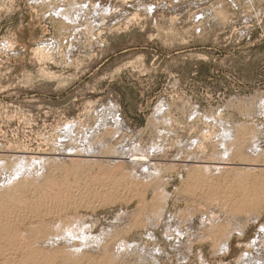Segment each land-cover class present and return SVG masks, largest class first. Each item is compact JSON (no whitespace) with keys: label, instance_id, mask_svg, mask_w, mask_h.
<instances>
[{"label":"rangeland","instance_id":"rangeland-1","mask_svg":"<svg viewBox=\"0 0 264 264\" xmlns=\"http://www.w3.org/2000/svg\"><path fill=\"white\" fill-rule=\"evenodd\" d=\"M73 162L84 167L73 175L98 182L91 209L22 202L10 215L17 242L59 255L45 264L261 257L264 0H0V194L22 176L31 189L57 182ZM245 170L253 202L236 187ZM31 191L22 199L36 203L43 191ZM0 239V264L20 263Z\"/></svg>","mask_w":264,"mask_h":264},{"label":"bare ground","instance_id":"bare-ground-1","mask_svg":"<svg viewBox=\"0 0 264 264\" xmlns=\"http://www.w3.org/2000/svg\"><path fill=\"white\" fill-rule=\"evenodd\" d=\"M257 150H259V149H257ZM237 151V150H236ZM209 154H211V153H209ZM216 154V152L214 153V155ZM213 155V154H212ZM131 156V155H130ZM244 157H246V158H244V161L247 163V161H248V159H247V155L245 156V154L243 155ZM249 156V155H248ZM258 155H256V157H257ZM240 157V156H239ZM128 158V157H127ZM214 158H216V156L214 157ZM241 159L243 158V157H240ZM78 159V158H77ZM131 159H133V160H135L136 161V159H144V158H142V157H137L136 155L135 156H133ZM130 159V160H131ZM252 159V158H251ZM129 160V159H128ZM128 160H125V161H127V162H129ZM243 160V159H242ZM84 161V160H83ZM139 161V160H138ZM141 161V160H140ZM221 161V160H220ZM256 161V160H255ZM258 161V160H257ZM77 162V161H76ZM119 162V161H118ZM122 162V161H121ZM132 162L133 161H131V164H132ZM217 162V161H216ZM72 163V162H71ZM74 163V162H73ZM116 163V162H115ZM190 163H192V162H190ZM204 163V162H203ZM220 163V162H219ZM76 164V165H75ZM79 163H74V164H72V166H68V167H70V168H64V169H61L62 171H63V177L62 178H60V180L58 179V181L57 182H55L54 181V179L53 178H51V177H44L43 178V180H44V182H43V184H41L42 186H37L36 188H30L29 186V183H28V181L29 180H26V179H22L23 178V176H22V178H20V180H18V181H15L14 180V176H16V174H18L17 172H14L13 174H10L11 175V178L13 177V182H11V185H10V187H8L7 188V190L5 191V192H3L2 194H0V236H3V240H5V241H7V243L9 244V245H11V246H13V247H16V250L14 251V252H16V255L18 254V253H20V259L22 260L19 264H45V261H49V260H53L54 259V256H59V255H57L56 253H54V251L53 252H50V253H52V254H54L53 256H48V254H46V253H44L43 252V250L41 249V248H39L40 246L38 245V244H36L35 243V239H30V242L29 243H27V242H25V241H23L22 242V239H20L19 240V242H17L16 241V238H15V236H16V233L19 235V232H16L15 233V230L16 229H14L13 228V226L11 225L12 224V217L10 216V215H14V213L16 214V213H18V212H20L21 211V208L19 207V204L21 205V203L22 202H24V208L26 207V209H37V207H38V205H40V203L42 202H48V203H52L53 205H56V207H58V208H60L61 210H62V212H63V210L65 211V209L67 208V207H71V209H78V208H81L82 207V209L83 208H90L91 207V204H92V202H93V200H94V197L96 196V194H95V192L97 191H95L94 190V188L92 187L93 186V184L94 183H98L97 181L96 182H91V179L89 180V179H86V178H84L83 176H78L79 175V172H80V169H82L81 168V164H79ZM86 164V163H85ZM92 164V163H91ZM117 164V163H116ZM115 164V165H116ZM136 164H137V162H136ZM199 164V163H198ZM204 164H206V163H204ZM243 164V163H242ZM249 164V163H248ZM65 165V164H64ZM81 165V166H80ZM114 165V164H113ZM185 165H187V164H185ZM190 165H192V164H190ZM209 165V164H208ZM214 165V164H213ZM117 166V165H116ZM171 166V165H170ZM174 166V165H173ZM204 166V165H203ZM250 166V165H249ZM252 166V165H251ZM83 167V166H82ZM110 167V166H109ZM121 167V166H120ZM120 167H119V169L117 168L116 170L118 171V170H120ZM197 167H198V165H197ZM235 167V166H234ZM173 168V167H172ZM200 168V167H199ZM222 168V167H221ZM236 168V167H235ZM53 169H55V168H53ZM60 169V168H59ZM83 169H84V167H83ZM190 169V168H189ZM192 169V168H191ZM195 169H197V168H195ZM194 169V170H195ZM217 169V168H216ZM223 169V168H222ZM248 169V168H247ZM251 169V168H250ZM141 170V169H140ZM206 170V169H205ZM60 171V170H59ZM103 171V170H102ZM129 171V170H128ZM133 171V170H132ZM189 171V170H188ZM198 171H200V170H198ZM53 172V171H52ZM76 172H78V175H73V173H76ZM111 172V171H110ZM122 172V171H121ZM142 172V171H141ZM193 170L191 171V174L189 173V175L188 176H190L191 175V177H192V179H195V178H193V176H196L197 175V173H196V171H194L193 173ZM205 172V171H204ZM208 172V171H207ZM219 172V171H218ZM232 172V171H231ZM230 172V173H231ZM249 172V171H248ZM248 172H246V170L244 171V175H243V173H241L242 174V176L244 177H242V179L241 180H239V181H237V183H238V185L237 184H235V186L237 187V189H241V190H244L243 192L244 193H247V194H249L253 189H254V187L252 186V185H249V184H247V183H245L244 181L245 180H243V179H246L247 178V180H246V182H248V180H249V173ZM203 173V172H202ZM216 173V172H215ZM237 173H239V172H236V174ZM248 173V174H247ZM252 173H253V171H252ZM82 174V173H81ZM125 174V173H124ZM196 174V175H195ZM201 174V173H200ZM227 174V173H226ZM229 174V173H228ZM240 174V173H239ZM48 175V174H47ZM69 175H73L71 178L69 177ZM101 175H103V174H101ZM119 175V174H118ZM131 175H132V173H131ZM203 175V174H202ZM205 175V174H204ZM212 175H213V173H212ZM217 175V174H216ZM234 175V174H233ZM28 176V175H27ZM105 176V175H104ZM114 176V175H113ZM113 176H111V177H113ZM209 176V175H208ZM236 176V175H235ZM9 177V176H8ZM26 177V176H25ZM24 177V178H25ZM28 177H31V176H28ZM93 177V176H92ZM123 177H124V175H123ZM201 177V176H200ZM205 177H207V174H206V176ZM224 177V176H223ZM237 179H239V176L237 175ZM89 178V177H88ZM97 178H99V177H97ZM104 178V177H103ZM106 178V177H105ZM109 178V177H108ZM122 178V177H121ZM130 178V177H129ZM208 178V177H207ZM234 178V177H233ZM241 178V177H240ZM16 179V178H15ZM40 179V178H39ZM93 179H95V178H93ZM102 179V178H101ZM115 179V178H114ZM127 179V178H126ZM133 179V178H132ZM138 179V178H137ZM137 179H135V180H137ZM201 179V178H200ZM213 179V178H212ZM221 179V178H220ZM222 179H224V178H222ZM264 179V178H263ZM30 180H32L31 178H30ZM117 180V179H116ZM189 181H190V179H188ZM202 180H205V178H203ZM201 180V181H202ZM210 180V179H209ZM225 180V179H224ZM223 180V181H224ZM11 181H12V179H11ZM33 182L32 183H34L35 184V181L34 180H32ZM37 181V180H36ZM104 181V180H103ZM110 181H112V180H110ZM114 181V180H113ZM112 181V182H113ZM130 181H132V180H130ZM139 181V180H138ZM141 181V180H140ZM139 181V182H140ZM182 181H184V180H182ZM193 181H196V180H193ZM198 181H200L199 179H198ZM250 181V180H249ZM115 182V181H114ZM117 182V181H116ZM126 182V181H125ZM124 182V183H125ZM142 182V181H141ZM203 182V181H202ZM212 182V181H211ZM226 182V181H225ZM225 182L224 183H222V184H225ZM123 183V182H122ZM123 183V184H124ZM144 183V182H143ZM197 183V182H196ZM195 183V184H196ZM214 183V182H213ZM218 183V182H217ZM116 184V183H115ZM130 184V183H129ZM133 184V183H132ZM259 184H261V183H259ZM9 185V184H8ZM95 185V184H94ZM141 185V184H140ZM146 185V184H145ZM185 185V184H184ZM197 185H199V187L200 186H202V188H203V186H204V183H199L198 182V184ZM206 185H208V184H206ZM205 185V186H206ZM221 183H219V186L218 187H215L216 189V191L218 192L219 191V189H224V187L221 185ZM230 184H227V186H229ZM232 187H230V188H233V185H234V183L232 182ZM254 185V184H253ZM256 185V184H255ZM36 185H34L33 187H35ZM97 186V185H96ZM100 186V185H99ZM104 186V185H103ZM108 186V185H107ZM150 186V185H149ZM204 186V187H205ZM211 186V185H210ZM234 186V187H235ZM100 187H102V185L100 186ZM99 187V188H100ZM105 187V186H104ZM109 187H111V186H109ZM122 187V186H121ZM188 187V186H187ZM192 187V186H191ZM195 187V186H194ZM253 187V189H251ZM148 188V187H147ZM190 188V187H189ZM202 188H200V189H202ZM208 188V187H207ZM206 188V189H207ZM210 188V187H209ZM227 188V187H226ZM230 188H228L229 190V192H232V191H230ZM6 189V188H5ZM117 189V188H116ZM133 189V188H132ZM258 189V188H257ZM256 188H255V190H257ZM32 190V191H31ZM103 190V189H102ZM106 190V189H105ZM127 190V189H126ZM129 190H131V189H129ZM185 190H187V189H185ZM191 190V189H190ZM198 190V189H197ZM210 190V189H209ZM213 189H211V191H212ZM231 190H234V189H231ZM254 190V192L256 193V192H258V191H255ZM260 190V189H259ZM262 190H264V189H262ZM29 191H31V193L32 192H37V193H39V192H42L41 194H39L40 196L38 197L39 199V201L37 200L36 201V203H35V201L32 199V201L31 200H29V202L28 201H25V199H22V198H24V197H26L27 195H28V193H29ZM108 191V190H107ZM109 191H110V189H109ZM117 191V190H116ZM154 192H155V190H153ZM152 191V192H153ZM188 191V190H187ZM222 191V190H221ZM226 189H224V193H226V195H228L229 194V196L228 197H230V194H233V193H228L227 194V192L228 191H226ZM235 191H237L236 189H235ZM120 192V191H119ZM123 192V191H122ZM125 192V191H124ZM140 192V191H139ZM222 192V193H223ZM239 191H237L236 193H238ZM242 192V193H243ZM253 192V195L255 196V195H257V194H255ZM133 193V192H132ZM137 193V192H136ZM157 193V192H156ZM201 193V192H200ZM209 193V192H208ZM214 193V192H213ZM222 193H220L221 195H222ZM235 193V192H234ZM259 193V192H258ZM261 193V192H260ZM134 194V193H133ZM240 194V193H239ZM246 194V195H247ZM25 195V196H24ZM119 195V194H118ZM137 195V194H136ZM157 195V194H156ZM187 195H189V194H187ZM220 195V196H221ZM225 194H223V196H224ZM236 195V194H235ZM234 195V196H235ZM241 195V194H240ZM240 195H238L239 197H240ZM245 195V194H244ZM249 195H251V194H249ZM249 195H247V196H249ZM36 196V195H35ZM134 196V195H133ZM144 196V195H143ZM153 196V195H152ZM158 196V195H157ZM205 196V195H204ZM233 195H232V197H234ZM252 196V195H251ZM250 196V197H251ZM254 196H252L251 197V199L254 197ZM258 196V195H257ZM257 196H255V199L257 198ZM28 197V196H27ZM222 197V196H221ZM221 197H219V198H221ZM226 197V196H225ZM242 197H245V196H242ZM96 198V197H95ZM117 198V197H116ZM123 198V197H122ZM144 198L145 197H143V200H144ZM209 198V197H208ZM217 199H218V197H216ZM241 198V197H240ZM239 198V199H240ZM246 198H248V197H246ZM100 199V198H99ZM115 199V198H114ZM222 199V198H221ZM224 199V198H223ZM228 199V198H227ZM233 199H235V198H233ZM248 199H250V198H248ZM258 199V198H257ZM124 200V199H123ZM128 200V199H127ZM132 200V199H131ZM209 200V199H208ZM230 201H231V198L229 199ZM228 200V201H229ZM246 201V199H244L243 198V202L244 203H240L241 204V206H242V204L244 205L245 204V201ZM264 200V199H263ZM104 201V200H103ZM139 201V200H138ZM242 201V200H241ZM240 201V202H241ZM248 201V200H247ZM246 201V202H247ZM250 201V200H249ZM252 202L254 201L253 199L251 200ZM44 202V204H46ZM96 202V201H95ZM153 202H154V200H153ZM223 202V201H222ZM225 202H226V199H225ZM236 202H239L237 199H236ZM257 202V201H256ZM256 202H254V204L253 205H255V203ZM258 202H261V201H258ZM94 203V202H93ZM105 203V202H104ZM152 203V202H151ZM205 203V202H204ZM247 203H250V202H247ZM246 203V204H247ZM44 204H42V207H43V205ZM112 204V203H111ZM230 204H232V202L230 203ZM236 203H234V205H235ZM239 204V203H238ZM239 204V205H240ZM252 204V203H251ZM257 204V203H256ZM262 204V203H261ZM49 205V204H48ZM51 205V204H50ZM233 205V204H232ZM250 205V204H249ZM248 204L246 205V206H249ZM259 205V204H258ZM257 205V206H258ZM90 206V207H89ZM95 206V205H94ZM137 206V205H136ZM154 206V205H153ZM237 206V205H236ZM245 206V205H244ZM251 206V205H250ZM48 207V206H47ZM50 207V206H49ZM53 207H55V206H53ZM139 207V206H138ZM145 207V206H144ZM202 207V206H201ZM254 207V206H253ZM18 208H20V210L18 209ZM23 208V207H22ZM44 208V207H43ZM51 208H52V205H51ZM57 208V209H58ZM143 208V207H142ZM147 208V207H146ZM162 208V207H161ZM246 208V207H245ZM29 209V210H30ZM39 209H41V208H39ZM45 209V208H44ZM48 209V208H47ZM54 209V208H53ZM91 209V208H90ZM140 209V208H139ZM153 209V208H152ZM18 210V211H17ZM50 210V209H49ZM239 210V209H238ZM241 210V209H240ZM256 210V209H255ZM16 211V212H15ZM32 211H34V210H32ZM46 211V210H45ZM86 211V210H85ZM88 211V210H87ZM158 211V210H157ZM162 211V210H161ZM243 211V210H242ZM22 212H23V210H22ZM29 212V211H28ZM54 212H56V210L54 211ZM159 212V211H158ZM31 213V212H30ZM34 213V212H33ZM41 213H42V211H41ZM45 213V212H44ZM57 213H59V212H57ZM76 213V212H75ZM161 213V212H160ZM21 214V213H20ZM23 214H24V212H23ZM47 214V213H46ZM50 214V213H49ZM49 214H48V216H49ZM30 215H32V214H30ZM56 215V214H55ZM136 215V214H135ZM140 215V214H139ZM155 215H158V214H155ZM15 217L16 216H18V215H14ZM34 217V216H33ZM33 217H32V219H33ZM259 216H257V218H258ZM37 218V217H36ZM47 218V217H46ZM50 218V217H49ZM60 218V217H59ZM64 218H66V217H64ZM257 218H255V219H257ZM35 219V218H34ZM33 219V220H34ZM40 219H42V218H40ZM54 219V218H53ZM63 219V218H62ZM70 219V218H69ZM64 220H66V219H64ZM134 220V219H133ZM141 221V220H140ZM17 222V221H16ZM66 222V221H65ZM65 222H63L64 224H62L64 227H65ZM135 222V221H134ZM261 222V221H260ZM33 223V222H32ZM42 223H43V221H42ZM48 223H49V221H48ZM84 223V222H83ZM255 223V222H254ZM253 223V224H254ZM257 223V222H256ZM17 224V223H16ZM68 224V223H67ZM66 224V228L70 225L71 226V224H68L67 225ZM144 224V223H143ZM146 224V223H145ZM21 225V224H20ZM39 225H40V223H39ZM62 225H60V227H59V230H62V228H64V227H62ZM131 225V224H130ZM17 226H19V225H17ZM34 227H35V225H33ZM68 227L69 229L70 228H72V227ZM90 226V225H89ZM37 227H39V226H37ZM50 227V226H49ZM130 227V226H129ZM53 228H55V227H53ZM61 228V229H60ZM65 228V229H66ZM75 228V227H74ZM223 228V227H222ZM18 229H19V227H18ZM66 230L67 232L69 231V232H71V229L70 230ZM80 229V228H79ZM25 230V229H24ZM38 230V229H37ZM53 230V229H52ZM17 231V230H16ZM26 231V230H25ZM33 231H35V230H33ZM45 231H47L46 229H45ZM65 231V230H64ZM63 231V232H64ZM65 231V232H66ZM168 231V230H167ZM242 231V230H241ZM245 231V230H244ZM252 231V230H251ZM21 232V231H20ZM27 232V231H26ZM62 232V231H61ZM61 232L59 231V233H60V235H63V234H65L64 236H67V237H71V235H73L72 233H71V235L69 234V232L68 233H63V234H61ZM73 232V231H72ZM76 232H77V230H76ZM47 233V232H46ZM45 233V234H46ZM222 233V232H221ZM221 233H219V234H221ZM238 233L239 234H241V232L240 231H238ZM10 234V235H9ZM37 234V233H36ZM41 234H43V233H41ZM40 234V235H41ZM50 234V233H49ZM67 234V235H66ZM69 234V235H68ZM76 234V233H75ZM149 234V233H148ZM218 234V235H219ZM257 234L258 235H261V236H263L264 235V223L263 224H260L259 225V227H258V232H257ZM17 235V236H18ZM20 235H22V234H20ZM37 235H39V234H37ZM57 235V234H56ZM214 235V234H213ZM222 235H223V233H222ZM24 236H25V234H24ZM74 236H76V235H74ZM150 236H151V234H150ZM223 236H225L226 237V234L225 235H223ZM260 236V237H261ZM28 237V236H27ZM62 237V236H61ZM73 237V236H72ZM71 237V238H72ZM90 237V236H89ZM148 237V236H147ZM229 237V236H228ZM258 237V236H257ZM256 237V238H257ZM259 237V238H260ZM18 238V237H17ZM31 238H34V237H31ZM63 238V237H62ZM65 238V237H64ZM149 238H151L152 239V237H149ZM220 238V237H219ZM255 238V239H256ZM27 239V238H26ZM40 239H42V238H40ZM251 239V238H250ZM255 239H252V240H250L246 245L247 246H253L254 244H255V241L257 240H255ZM1 240V239H0ZM243 240H245V239H243ZM38 240H36V242H37ZM15 242V243H14ZM113 242V241H112ZM216 242V241H215ZM243 242V241H242ZM32 243H35L36 245H38V248H36V247H34L33 246V244ZM119 243V242H118ZM120 243H122V242H120ZM221 243V242H220ZM219 243V245H217V246H220L218 249H222V247H224L223 248V252H225L226 253V251H228L229 249H228V241H226L225 242V240H224V243H223V241H222V243L220 244ZM136 244V243H135ZM134 244V245H135ZM7 245V244H6ZM8 245V246H9ZM65 245V244H64ZM66 245H68L67 243H66ZM44 246V245H43ZM106 246H107V244H106ZM124 246H125V244H124ZM123 246V247H124ZM240 246V245H239ZM112 247V246H111ZM244 247V246H243ZM44 248V247H43ZM59 248V247H58ZM83 248V247H82ZM86 248V247H85ZM113 248V247H112ZM138 248H140V247H138ZM143 248V247H142ZM5 249V248H4ZM11 249V248H10ZM13 249H15V248H13ZM104 250H105V247L103 248ZM110 249V248H109ZM121 249V248H120ZM128 249V248H127ZM144 249V248H143ZM159 249V248H158ZM220 249V250H221ZM76 250V249H75ZM103 250V251H104ZM146 250V249H145ZM147 250H149V249H147ZM4 251V250H3ZM2 251V252H3ZM9 251V250H8ZM13 251H11V253H13ZM151 251V250H150ZM5 252H6V250H5ZM55 252H57V250H55ZM58 252H59V250H58ZM140 252H143V250L142 251H140ZM222 252V253H223ZM240 252V251H239ZM9 253V252H8ZM78 253H80V252H78ZM121 253H124V252H121ZM146 255H147V253H146V251L144 252ZM149 253V252H148ZM160 253H161V251H160ZM264 253V252H263ZM6 254H7V252H6ZM6 254L4 253V255L6 256ZM59 254V253H58ZM105 254V253H104ZM110 254V253H109ZM118 254V253H117ZM131 254V253H130ZM136 254V253H135ZM179 254V253H178ZM13 255H14V253H13ZM93 255V254H92ZM103 255V254H102ZM125 255V254H124ZM142 255L144 256V254L142 253ZM145 255V258L147 257ZM149 255V254H148ZM153 255V254H152ZM151 254H150V256H152ZM183 255V254H182ZM181 254H179V256H182ZM2 256V258H4V256H3V254L1 255ZM7 256H9V257H12V256H10V255H7ZM85 256V255H84ZM87 256V255H86ZM85 256V257H86ZM178 256V257H179ZM184 256V255H183ZM181 257V259L183 258V260H185L184 259V257H186L187 255H185L184 257ZM8 257V258H9ZM100 257H102V256H100ZM112 257V256H111ZM114 257V256H113ZM119 257V256H118ZM125 257V256H124ZM139 257H141V256H139ZM235 257V256H234ZM240 258H239V260H240V262L239 263H236V264H264V261H260L259 260V258H262V260H264V254H262L261 255V257H257V258H255V257H251V255L249 254V253H247V252H245V253H243V254H241L240 256H239ZM15 258V257H14ZM81 258V257H80ZM99 258V257H98ZM103 258V257H102ZM106 258V257H105ZM104 258V259H105ZM109 258V257H108ZM142 258V257H141ZM152 258H154V256L152 257ZM255 258V259H254ZM19 259V260H20ZM78 259V258H77ZM87 259V258H86ZM89 259V258H88ZM95 259V258H94ZM101 258H99V260L97 261V260H95L94 262H93V260H92V258H91V260H92V264H101V263H99V261H101V260H103V259H101ZM116 259V258H115ZM119 259V258H118ZM149 259V258H148ZM5 261H10L11 262V260H6V259H4ZM12 260H13V258H12ZM18 260V261H19ZM56 260V259H55ZM78 260H81V259H78ZM84 260V259H83ZM83 260H81V261H83ZM91 260H89L88 262H86L85 264H91ZM106 260H107V258H106ZM140 260V259H139ZM178 260V259H177ZM3 261V260H2ZM110 261V260H109ZM182 261V260H181ZM180 261V262H181ZM186 261V260H185ZM7 262V263H8ZM13 262V261H12ZM11 262V263H12ZM26 262V263H25ZM54 262H56V261H54ZM101 262H103V261H101ZM106 262V261H105ZM17 263V264H18ZM48 262H46V264H47ZM111 262H109V264H110ZM113 263H114V261H113ZM13 264H14V262H13ZM78 264V263H77ZM103 264H104V262H103ZM105 264H107V263H105Z\"/></svg>","mask_w":264,"mask_h":264}]
</instances>
